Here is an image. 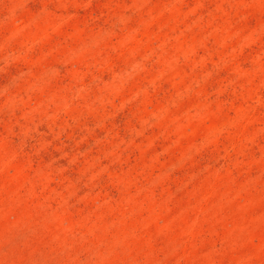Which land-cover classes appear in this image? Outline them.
<instances>
[{
    "label": "rangeland",
    "instance_id": "obj_1",
    "mask_svg": "<svg viewBox=\"0 0 264 264\" xmlns=\"http://www.w3.org/2000/svg\"><path fill=\"white\" fill-rule=\"evenodd\" d=\"M0 264H264V0H0Z\"/></svg>",
    "mask_w": 264,
    "mask_h": 264
}]
</instances>
